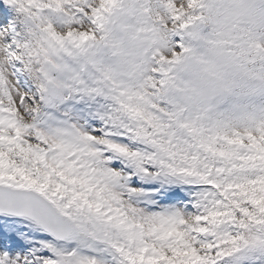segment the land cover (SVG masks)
Masks as SVG:
<instances>
[{"label": "snow or ice", "instance_id": "1", "mask_svg": "<svg viewBox=\"0 0 264 264\" xmlns=\"http://www.w3.org/2000/svg\"><path fill=\"white\" fill-rule=\"evenodd\" d=\"M0 264H264V0H0Z\"/></svg>", "mask_w": 264, "mask_h": 264}]
</instances>
